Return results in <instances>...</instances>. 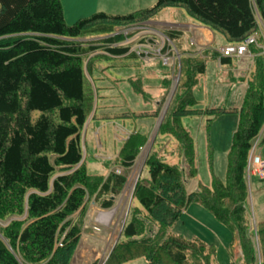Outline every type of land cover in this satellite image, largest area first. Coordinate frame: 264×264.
<instances>
[{"label": "trees", "instance_id": "trees-1", "mask_svg": "<svg viewBox=\"0 0 264 264\" xmlns=\"http://www.w3.org/2000/svg\"><path fill=\"white\" fill-rule=\"evenodd\" d=\"M165 8L182 9L201 26L222 34L230 45L258 33L261 24L264 27V0H156L151 7L126 15L96 13L72 25L64 22L60 0H0V221L24 217L0 229V264H70L81 235L80 225L72 223L71 217L83 216L92 200L104 210L114 206L126 177L114 172L105 178L88 175L83 163L79 166L81 133L94 108V94L85 77L94 58L84 60L96 48L109 56L124 55L125 49L111 48L121 40L110 36L113 30L150 21ZM165 34L175 44L181 35ZM93 37H102L99 47L77 43ZM258 43L262 44L260 38ZM208 50H202V56L188 51L180 57L171 109L156 132L157 137L176 142L174 152L186 169L156 155L146 157L147 177L140 175L131 199L138 206L130 209L129 205L128 221L120 233L123 240L115 243L101 264H127L141 258L147 264H211L212 246L196 237L167 234L191 205L206 210L235 235L244 264H256L255 246L259 264H264V222L255 223L254 236L245 179L248 153L259 134L264 145L263 56L255 46L249 47L253 69L239 109L202 110L197 108L193 89L205 73L206 62L218 59L222 66L232 61ZM167 82L162 86L167 88ZM132 87L143 95L139 83ZM34 112L39 116L32 120ZM231 112L238 120L224 178L214 174L210 145L211 185L198 182L196 192L186 193V181L197 176L196 149L181 121L205 117L209 132L213 120ZM145 141L139 134L130 135L115 165L130 169Z\"/></svg>", "mask_w": 264, "mask_h": 264}, {"label": "rangeland", "instance_id": "rangeland-1", "mask_svg": "<svg viewBox=\"0 0 264 264\" xmlns=\"http://www.w3.org/2000/svg\"><path fill=\"white\" fill-rule=\"evenodd\" d=\"M155 2L156 0H60L66 25H72L77 20L88 18L96 13H104L109 16L126 15L149 8ZM182 18L187 19L189 23L200 26L180 8H165L151 22L175 25ZM155 28L159 32L167 30V27L159 25ZM262 30L264 27L261 24V31L259 30L258 33L264 37ZM214 35L215 42L211 46L212 49L226 45L222 34L214 33ZM181 37L184 43L187 42L189 45L186 35L182 34ZM98 39L99 37H93L78 40L77 43H89V46L99 47ZM179 46L177 45V48ZM96 49V53L84 60L85 63L94 58L91 73L85 72V76L94 94L93 114L95 119L87 127H84L81 134L82 163L87 174L107 177L117 167L114 160L128 136L139 134L146 141L133 166L122 173L128 181L121 193L115 198V203L117 202L119 205L99 212L97 210L91 212L85 209L83 216L78 213L71 217L72 223L80 225L81 235L70 264H92L94 262L101 264L115 243L123 240L120 233L123 225L128 221V216L127 218L125 216L127 209L130 204V209L132 206H138L135 201H131L137 177L139 175L141 178L147 177L143 164L148 155H156L161 161L169 165H181V167L183 165V168L186 169L184 164L180 163L181 159L174 152L176 142L171 138L167 140L156 136L158 126L171 109L170 102L177 90L180 78L178 72L172 70L169 61L170 64L164 65L161 60L148 62L149 59H96L100 57L102 52L101 48ZM262 62L264 67V56ZM252 63V60L232 58L230 65L220 66L217 61L208 60L205 64L204 75L197 78V84L193 89V96L198 104L197 108L202 110L224 109L227 111L239 109L246 89V81L240 82L237 77L244 75L235 71H243L247 73L248 77L252 71ZM165 80L168 81L166 83L167 88L162 86ZM138 83L143 95L136 94L133 90L132 85H138ZM160 102V113L156 117L155 112ZM38 116L39 113L34 112L31 114V119L35 120ZM237 120V116L232 112L222 114L210 124L209 132H207L205 117H188L181 121L183 128L193 138L196 149L195 168L197 169V176L195 179L186 181V193L196 192L198 182L208 187L211 185V174L208 166V147L210 145L213 150L214 174L221 179L224 178L226 155L230 148L231 136L236 128ZM259 148L262 149L261 157L264 160V145H259ZM257 180L251 178L250 198L247 200L253 233L255 232V221L258 220L255 216L257 210L264 209V187L256 188V186L264 185V181ZM90 202L88 203L89 207H93L94 202ZM117 208L120 209L116 211ZM15 220L22 222L24 217H9L0 221V229L5 228ZM95 228L99 229L95 230ZM151 229L155 230L154 228ZM167 234H174L187 239L196 237L205 244L212 246L211 264H244L239 246L235 244V235L197 205L189 206L183 212L180 220L167 230ZM58 247L61 245L58 244ZM255 250L257 253L256 264H259L257 246H255ZM127 264H147V262L141 258Z\"/></svg>", "mask_w": 264, "mask_h": 264}, {"label": "built area", "instance_id": "built-area-1", "mask_svg": "<svg viewBox=\"0 0 264 264\" xmlns=\"http://www.w3.org/2000/svg\"><path fill=\"white\" fill-rule=\"evenodd\" d=\"M130 30L122 31L124 40L118 44V47H128L129 52L135 53L138 57H143V59H148L150 57H161L162 61L167 63L169 50L161 53L166 45H169L167 38L159 36V41L153 37H148L146 34L152 33L142 27H135ZM254 39L249 38L241 45L228 46L220 50V53L225 57H241L246 52V46L253 44ZM256 141L251 148V153L246 163V176H256L259 178H264V163L257 156L253 155V150L255 148Z\"/></svg>", "mask_w": 264, "mask_h": 264}, {"label": "crops", "instance_id": "crops-1", "mask_svg": "<svg viewBox=\"0 0 264 264\" xmlns=\"http://www.w3.org/2000/svg\"><path fill=\"white\" fill-rule=\"evenodd\" d=\"M152 24V22H151ZM154 24V23H153ZM154 25H159V26H164V27H167V29L171 30V31H174V32H177V33H180L181 35L184 34L186 35V38L189 42V44L191 46H194L195 49H203V48H207V47H211L214 42H215V35H214V32H212L210 29L204 27V26H199V25H194L192 23H189L187 21V19H184L182 18L180 22H178L177 24L175 25H169V24H159V23H155ZM183 42H182V41ZM177 44L180 45L179 46V49H180V52H193V49H190L187 42L184 43V40L181 38H179V40L177 41ZM193 47V48H194ZM122 59H127V60H135L134 58H132L131 56L130 57H122ZM236 73H241L242 75L244 76H239L237 77V79L240 81V82H245L246 81V78H247V73L243 72V71H235ZM245 79V80H244ZM244 80V81H242ZM263 102H264V91H263ZM95 119V117H91V119L89 121H87V124H86V127L88 126V124L90 122H92L93 120ZM264 128V127H263ZM261 151L262 149L260 148L259 149V155H261ZM262 158V157H261ZM263 159V158H262ZM257 179V178H255ZM257 181H260L259 179ZM264 181V180H263ZM264 187V185L258 187L256 186V188H262ZM98 208V207H97ZM96 206H93V207H89L87 208V211H96L97 210ZM255 214V213H254ZM257 217V221L256 222H264V209H260V210H257V213L255 215ZM235 244H238V240L236 239L235 240ZM235 244L233 245L234 246V254H235ZM240 249V247H239ZM241 251V250H240ZM236 258V257H235Z\"/></svg>", "mask_w": 264, "mask_h": 264}]
</instances>
